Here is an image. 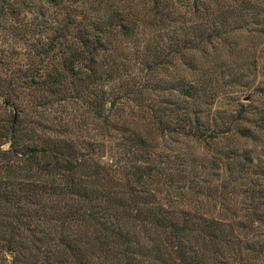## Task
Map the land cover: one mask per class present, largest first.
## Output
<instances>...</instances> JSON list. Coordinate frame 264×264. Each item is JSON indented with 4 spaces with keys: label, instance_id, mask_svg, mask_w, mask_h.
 I'll use <instances>...</instances> for the list:
<instances>
[{
    "label": "trees",
    "instance_id": "trees-1",
    "mask_svg": "<svg viewBox=\"0 0 264 264\" xmlns=\"http://www.w3.org/2000/svg\"><path fill=\"white\" fill-rule=\"evenodd\" d=\"M0 110V264H264V0H0Z\"/></svg>",
    "mask_w": 264,
    "mask_h": 264
},
{
    "label": "rangeland",
    "instance_id": "rangeland-1",
    "mask_svg": "<svg viewBox=\"0 0 264 264\" xmlns=\"http://www.w3.org/2000/svg\"><path fill=\"white\" fill-rule=\"evenodd\" d=\"M259 81H261V79L260 78H258L257 80H256V82H259ZM245 99V98H244ZM244 99L242 100L243 102H244ZM247 101H245L244 103H246ZM218 106V105H217ZM3 111V112H2ZM5 111L4 110H0V117L2 116V114L4 113ZM5 114V113H4ZM169 147H173L172 145H168ZM4 147L5 148H8V144H6V145H4ZM179 147H181V148H183V147H185V145H180ZM257 155V154H256Z\"/></svg>",
    "mask_w": 264,
    "mask_h": 264
},
{
    "label": "water",
    "instance_id": "water-1",
    "mask_svg": "<svg viewBox=\"0 0 264 264\" xmlns=\"http://www.w3.org/2000/svg\"><path fill=\"white\" fill-rule=\"evenodd\" d=\"M247 101V98L244 99V102Z\"/></svg>",
    "mask_w": 264,
    "mask_h": 264
}]
</instances>
